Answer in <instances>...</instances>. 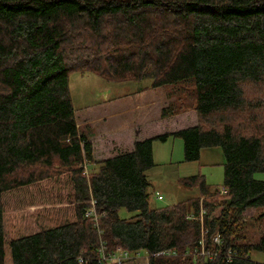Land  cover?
Wrapping results in <instances>:
<instances>
[{"label": "trees", "instance_id": "trees-1", "mask_svg": "<svg viewBox=\"0 0 264 264\" xmlns=\"http://www.w3.org/2000/svg\"><path fill=\"white\" fill-rule=\"evenodd\" d=\"M86 71L151 78L152 87L192 78L195 89L162 115L194 108L200 122L96 161L69 85ZM171 137L183 140L185 161L219 147L223 184L183 176L198 197L151 207L154 141ZM258 174L264 0H0V264H106L101 245L142 249L150 264H264L250 257L264 250V236L252 242L239 224L264 207ZM92 199L98 224L85 215ZM121 208L137 214L123 218ZM201 240L210 255L200 254ZM168 248L178 254L156 255Z\"/></svg>", "mask_w": 264, "mask_h": 264}, {"label": "rangeland", "instance_id": "rangeland-1", "mask_svg": "<svg viewBox=\"0 0 264 264\" xmlns=\"http://www.w3.org/2000/svg\"><path fill=\"white\" fill-rule=\"evenodd\" d=\"M184 84L187 87H185V90H180L181 85ZM69 85L76 111V120L78 124L82 123L79 128L85 135H89L93 127L103 126L105 128V126H112L116 120L114 114L117 110L123 111L126 114L125 119L130 121L131 124H137L140 121L150 122L151 129L158 133L167 131L170 127L176 125L177 120H180L179 126L185 127L184 123L189 119L187 114H190V112L197 113L194 108L187 110L188 107H186V110L177 114L162 115L167 106L175 103L179 94L185 93L186 90L195 89V82L192 78L174 85L167 84L152 87L151 78L113 81L106 80L95 72L86 71L72 73ZM181 96L182 99L185 97L184 95ZM161 102H165L166 105L162 106ZM179 102L181 101H178V104ZM126 111H129V113ZM158 112H161L163 118L175 115L182 116L161 123V119L156 118ZM104 117H107L105 118L107 120ZM199 122L197 113V123ZM163 129L165 130L163 131ZM156 158V164L147 171L151 183L149 186V203L151 207L173 205L192 196L198 197V190L185 188L180 184L179 179L183 176L202 173L206 175L209 184L222 187L224 180L223 164H214L202 168L199 161H185L184 144L180 137H173L172 141L166 144H157ZM258 177H264V174H258ZM226 192L227 190L224 188L220 191L221 195H225ZM203 201L202 197L201 202ZM135 214L137 212H130L126 208L120 210V216L123 218H130ZM215 215H219V209ZM189 217H191V214ZM239 224H242L241 231L245 232L249 239L253 237L252 242H260L264 236V207L247 210L242 219L239 220ZM122 248L117 246L114 250ZM250 257L264 263V250H253ZM123 264H150V256L142 255L136 260H127Z\"/></svg>", "mask_w": 264, "mask_h": 264}, {"label": "crops", "instance_id": "crops-1", "mask_svg": "<svg viewBox=\"0 0 264 264\" xmlns=\"http://www.w3.org/2000/svg\"><path fill=\"white\" fill-rule=\"evenodd\" d=\"M162 106H165V102H161ZM162 108V107H161ZM129 113V111H126ZM116 117L115 122L112 126L106 127H93V130H90V134L87 135L93 144V156L96 161H102L107 158L116 156L120 153L131 152L134 150L135 142L139 140H144L150 137L163 134L165 132H173L182 128H187L191 126H196L197 123V113L190 112L187 114L189 119L184 123L185 127H182L180 120L176 121V125L170 127L167 131L158 133L151 129V123L148 121H140L137 124H131L130 121L126 120V114L117 110L114 114ZM182 115H175L168 118H163L161 112H158L156 118L161 119V123H165L170 119L181 117ZM107 117H104V119ZM86 119V118H85ZM107 120V119H105ZM89 122V121H88ZM86 122V123H88ZM82 123H79L80 127ZM83 124H85L83 122ZM172 138H169L167 141L161 143L160 141H154V158L155 163L157 162V144H166L172 141ZM174 141V140H173ZM160 147V146H159ZM226 162L225 155L219 147H205L201 149V157L199 161L200 167L210 166L214 164H224Z\"/></svg>", "mask_w": 264, "mask_h": 264}, {"label": "built area", "instance_id": "built-area-1", "mask_svg": "<svg viewBox=\"0 0 264 264\" xmlns=\"http://www.w3.org/2000/svg\"><path fill=\"white\" fill-rule=\"evenodd\" d=\"M85 215L91 217L94 220V222L98 224L100 217L96 211L94 199L91 200V205L86 209ZM214 241L216 243H221V236L219 234H216L214 237ZM106 250L107 247L105 245H101L100 253H102V256L100 258V261L106 264H123L127 260H136L142 255H147L144 253L142 249H136L134 251H130L128 249L122 248L108 253L106 252ZM177 254H178L177 250L171 248L164 249L156 253L157 256H175ZM200 254L210 255V252H208L204 246L203 240H201ZM79 261L83 262L84 258L80 257Z\"/></svg>", "mask_w": 264, "mask_h": 264}]
</instances>
